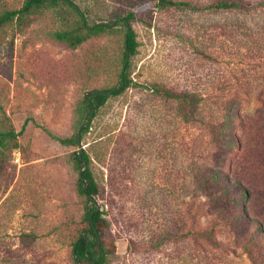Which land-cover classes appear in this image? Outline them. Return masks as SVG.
I'll return each mask as SVG.
<instances>
[{"label":"rangeland","instance_id":"obj_1","mask_svg":"<svg viewBox=\"0 0 264 264\" xmlns=\"http://www.w3.org/2000/svg\"><path fill=\"white\" fill-rule=\"evenodd\" d=\"M72 1L88 24L110 29L74 48L54 41L50 32L78 21L60 3L22 27L13 22L0 31V127L20 132L18 147L0 156V264H73L70 243L87 232L86 200L76 190L77 148L58 139L72 134L73 107L85 90L118 86L126 25L117 18L129 13L137 41L127 59L131 83L108 96L81 139L100 189L93 200L110 209L103 235L114 245L107 248L108 264H264L248 257L229 224L215 227L217 245L194 235L210 228L212 216L192 174L193 168H218L259 191L244 201L264 225L262 0H253L250 11L228 12L159 9L155 0ZM22 2L0 0V6ZM156 84L197 93L195 119L154 93ZM229 109L233 122L225 117ZM222 120L249 142L242 152L235 146L224 162L207 127ZM62 221L60 234L54 226ZM166 229L181 237L154 246Z\"/></svg>","mask_w":264,"mask_h":264},{"label":"trees","instance_id":"obj_2","mask_svg":"<svg viewBox=\"0 0 264 264\" xmlns=\"http://www.w3.org/2000/svg\"><path fill=\"white\" fill-rule=\"evenodd\" d=\"M60 3L67 5L69 9L74 11L78 16V21L72 28L57 29L50 32L51 39L54 41L74 48L90 37L99 36L110 29V25L105 23L88 24L84 19L82 11L72 0H23L19 8L9 9L0 6V31L6 25L13 22L16 26L22 27L34 16L44 15L46 11L54 9ZM257 3L263 4L264 0L258 1ZM155 6L159 9L172 8L193 12L250 11L251 8H256L253 5V0H210L203 5L192 0H155ZM143 8L148 9L149 5L146 3L143 5ZM132 17L133 13H129L125 17L117 18V20H120L126 25ZM123 48L124 65L128 57L136 53L137 48V41L131 27L127 36L125 31ZM123 65L118 73V86L108 89H93L91 91H95L94 94L84 95L75 103L73 107L74 130L70 136L58 139L63 145L77 148L73 154V160L77 169H80L83 161H86L85 168L82 172L78 173L76 190L86 200L83 219L88 227L87 232H79L70 243L73 264H108L107 255L109 251L107 248L110 245L111 249H114L113 241H108L103 238L104 231L109 226V220L106 216L110 214V209H100L95 204L93 198L99 194L100 189L90 170L89 155L83 150L81 156H79L78 149L79 141H81L83 135L91 127V121L95 117L98 108L104 105L108 96L119 94L129 87L131 79L127 71L129 67L128 61L124 68ZM121 84L123 85L120 86ZM116 87L119 88L113 90ZM108 90H111L110 93H104ZM152 90L154 93L166 99L174 100L179 110H184V112L179 111V113L186 116L187 120L192 121L195 119L200 104L199 102L201 101L197 93L188 89L181 91L172 90L163 84L153 85ZM228 107L231 108V105ZM234 113L229 109L225 117H228L233 122V117H235ZM86 121H90V123L82 127ZM207 127L211 133L214 145L221 151L220 162H224L227 154L235 146L242 152L244 150L243 147L249 144V142L247 144L243 142L244 139L241 138L240 134L233 133L234 126L226 120H222L219 123L208 122ZM19 134L20 132H17L11 125L6 124L4 127H0V156H4L7 152L18 147ZM193 170V186L198 190L196 194L204 197L206 213L212 216L210 228L195 231L194 235L217 245L214 239L215 227L222 223L229 224L231 226V232L234 233L238 240V244L249 258H252V255L264 258V250H262L264 243L260 242L258 244L259 240H264V225L260 219H252L249 207L244 201H249L254 192L259 193V191H252V189L242 186L240 181L232 179L228 175L221 176L220 169L218 168L199 167L193 168ZM82 177L87 180L85 186ZM262 197L264 198V194ZM247 224L249 226L248 228H250L248 232L244 229ZM65 225V221L59 222L54 226V230H58V233L61 234ZM188 234L191 235V232L188 231ZM176 237H181V235L166 229L162 239L153 244L154 246L164 244L167 241L174 240ZM154 240L153 236H151L150 241L154 242ZM132 243L131 241V245Z\"/></svg>","mask_w":264,"mask_h":264},{"label":"water","instance_id":"obj_3","mask_svg":"<svg viewBox=\"0 0 264 264\" xmlns=\"http://www.w3.org/2000/svg\"><path fill=\"white\" fill-rule=\"evenodd\" d=\"M129 30H130V26H129V24H126V30H125V31H126V36H127V33L129 32ZM126 64H127V61L124 63L123 68L126 66ZM122 85H123V84H121L120 86H122ZM120 86H119V87H120ZM119 87H116V88L113 89V90H116V89H118ZM110 91H111V90H108V91H106V92H104V93L108 94V93H110ZM94 93H95V91H91V90H85V91H84V95H85V96H87L88 94H94ZM92 113H93V110H92ZM89 123H90V121H86L85 123H83L82 127L88 125ZM83 150H84V147L82 146L81 141H79V149H78V155H79V156H81ZM85 166H86V161H83L82 166H81L80 169H79V172H82L83 169L85 168ZM82 178L84 179V186H85L86 183H87V180H86L84 177H82Z\"/></svg>","mask_w":264,"mask_h":264}]
</instances>
